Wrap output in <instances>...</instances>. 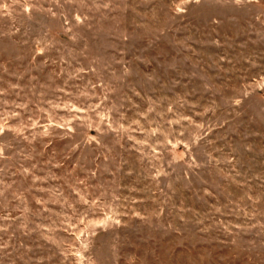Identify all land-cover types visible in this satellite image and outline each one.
I'll return each instance as SVG.
<instances>
[{"label":"rangeland","instance_id":"rangeland-1","mask_svg":"<svg viewBox=\"0 0 264 264\" xmlns=\"http://www.w3.org/2000/svg\"><path fill=\"white\" fill-rule=\"evenodd\" d=\"M0 264H264V0H0Z\"/></svg>","mask_w":264,"mask_h":264}]
</instances>
